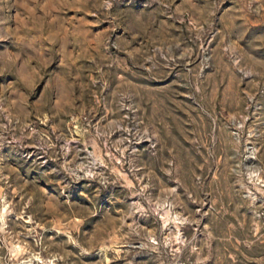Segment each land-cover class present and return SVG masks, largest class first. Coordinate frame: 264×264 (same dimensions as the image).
<instances>
[{
	"label": "rangeland",
	"instance_id": "rangeland-1",
	"mask_svg": "<svg viewBox=\"0 0 264 264\" xmlns=\"http://www.w3.org/2000/svg\"><path fill=\"white\" fill-rule=\"evenodd\" d=\"M0 264H264V0H0Z\"/></svg>",
	"mask_w": 264,
	"mask_h": 264
}]
</instances>
